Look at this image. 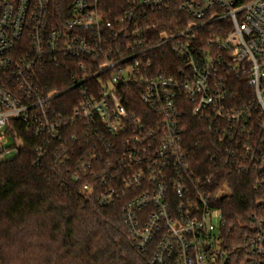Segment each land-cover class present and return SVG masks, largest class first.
<instances>
[{"label":"built area","instance_id":"obj_1","mask_svg":"<svg viewBox=\"0 0 264 264\" xmlns=\"http://www.w3.org/2000/svg\"><path fill=\"white\" fill-rule=\"evenodd\" d=\"M122 4L108 13L102 0H0V162L24 136L40 157L64 151L75 181L89 180L83 194L123 200L151 264H264V0H180L171 32L160 29L170 0ZM164 51L174 65H155ZM60 64L73 72L69 113L59 111L65 91L46 92L40 76ZM189 114L214 139L217 172L252 179L256 207L235 249L218 206L227 187L194 165ZM77 131L86 142L74 160Z\"/></svg>","mask_w":264,"mask_h":264},{"label":"trees","instance_id":"obj_2","mask_svg":"<svg viewBox=\"0 0 264 264\" xmlns=\"http://www.w3.org/2000/svg\"><path fill=\"white\" fill-rule=\"evenodd\" d=\"M122 1L102 3L110 13L123 6ZM179 5L180 0H170V11L160 29L171 32L182 27L173 19L178 16ZM176 62L172 52L164 51L155 65L172 66ZM40 74L46 92L61 93L70 87L73 72L60 64L46 66ZM75 92L69 90L59 96V111L73 110L69 98ZM187 122L194 165L203 166L207 174L214 173L219 186L227 187L218 206L230 226L228 244L235 249L242 244L244 225H249V215L256 207L258 197L252 179L217 172L215 162L208 157L213 154V137L200 131L202 123L194 116L189 114ZM76 134L82 146H73L74 160L86 142L81 132ZM38 142L34 136H24L20 154L0 162V264H151L153 250L139 251L122 221L123 200L102 206L97 193L103 189L96 188L89 196L83 194L80 186L89 180L83 177L82 182L75 181V161L63 158L64 151L59 160L51 150L40 157L35 150ZM92 182L94 186L99 184L98 180Z\"/></svg>","mask_w":264,"mask_h":264}]
</instances>
